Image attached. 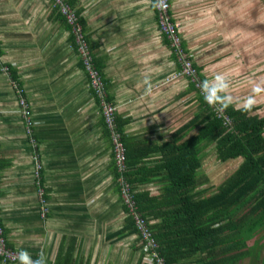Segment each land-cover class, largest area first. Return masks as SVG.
I'll use <instances>...</instances> for the list:
<instances>
[{
	"label": "crops",
	"instance_id": "obj_1",
	"mask_svg": "<svg viewBox=\"0 0 264 264\" xmlns=\"http://www.w3.org/2000/svg\"><path fill=\"white\" fill-rule=\"evenodd\" d=\"M168 1L191 55V37L202 29L197 26L202 0ZM66 2L84 22L83 34L108 99L117 118L126 121L122 130L128 143L160 146L168 141L185 124L179 117L187 102L198 98L190 82L173 76L179 67L157 27L152 1ZM197 67L209 85L206 67ZM19 96L30 111L33 145ZM225 101L235 108L251 105ZM35 155L41 176L40 171L36 176ZM150 158L159 160L160 155ZM113 168L97 97L73 36L51 0H0V220L6 246L32 258L42 250L47 264H147ZM154 175L137 191L160 196L162 183ZM198 177L206 180L202 170ZM38 188L44 192V215ZM239 251L240 264H264V226Z\"/></svg>",
	"mask_w": 264,
	"mask_h": 264
},
{
	"label": "trees",
	"instance_id": "obj_2",
	"mask_svg": "<svg viewBox=\"0 0 264 264\" xmlns=\"http://www.w3.org/2000/svg\"><path fill=\"white\" fill-rule=\"evenodd\" d=\"M68 2L74 5L73 0ZM77 14L84 29L79 11ZM181 46L190 54L182 40ZM88 49L90 52L89 46ZM92 64L102 77L93 57ZM197 70L207 84L201 69ZM189 84L202 110L160 146L149 142L130 145L122 130L126 121L115 115L125 147L124 177L134 192V209L145 219L165 264H236L242 259L239 250L246 239L264 226V115L256 114L257 108L252 105L235 108L214 90L215 103L229 120V124H224L223 118L217 117L199 91ZM102 124L108 134L103 118ZM211 144L219 162L240 161L213 190L203 187L205 181L198 177L202 147ZM153 154H159V160H152ZM149 162L155 166L150 167ZM113 169L116 181L115 165ZM153 174L160 177L162 194L152 197L145 190L137 191L142 183L153 179ZM40 176L38 186L42 187ZM125 211L128 213L127 208Z\"/></svg>",
	"mask_w": 264,
	"mask_h": 264
},
{
	"label": "rangeland",
	"instance_id": "obj_3",
	"mask_svg": "<svg viewBox=\"0 0 264 264\" xmlns=\"http://www.w3.org/2000/svg\"><path fill=\"white\" fill-rule=\"evenodd\" d=\"M201 9L197 26L202 29L189 42L194 64L206 67V75L212 78L209 85L224 100L231 99L238 106L253 104L256 114L264 115V0H202ZM188 103L180 123L202 110L199 100ZM201 154L203 187L211 190L239 164L216 160L212 144L204 145ZM251 244L252 240L246 246Z\"/></svg>",
	"mask_w": 264,
	"mask_h": 264
},
{
	"label": "built area",
	"instance_id": "obj_4",
	"mask_svg": "<svg viewBox=\"0 0 264 264\" xmlns=\"http://www.w3.org/2000/svg\"><path fill=\"white\" fill-rule=\"evenodd\" d=\"M153 10L156 15L157 27L159 31L166 37L169 42L171 53L175 57V63L178 65V72L174 77H182L190 82L194 88L199 91V94L204 97L206 104L211 108L215 115L223 118L224 124H229L228 118L223 114V110L219 104L215 103L214 90L208 84H204L199 78V72L194 65L190 54L184 51L181 46V37L179 35V26L171 17L170 3L168 0H151ZM53 8L57 11L63 19L66 26L74 39V45L77 52L81 56L82 66L86 72L89 85L93 94L97 97L98 108L104 124L108 131L111 142L112 160L117 169L116 182L118 184L119 197L125 208L128 209V215L132 217L135 223V228L139 233L140 242L143 252L146 254L145 262L147 264H165L164 259L159 254V245L154 240L152 233L147 227V223L134 209L133 194L131 185L127 182L124 175L126 173L125 167V147L121 140V136L116 128L115 115L116 107L108 100L105 91V85L102 77L97 72L92 64V57L90 55L88 45L86 43L82 25L79 21V16L67 4L66 0H51ZM21 93V90L17 91ZM18 104L22 118L26 124V134L30 137V143L33 145L34 140L31 132L30 111L27 107L26 101L22 96H19ZM38 157V156H37ZM36 176L41 169V165L36 158ZM43 189L38 188L37 194L42 203V215L47 213L45 200L43 199ZM3 227L0 220V260L3 263L15 264L17 260L16 250H12L6 246L5 238L3 237ZM35 259V258H34Z\"/></svg>",
	"mask_w": 264,
	"mask_h": 264
},
{
	"label": "clouds",
	"instance_id": "obj_5",
	"mask_svg": "<svg viewBox=\"0 0 264 264\" xmlns=\"http://www.w3.org/2000/svg\"><path fill=\"white\" fill-rule=\"evenodd\" d=\"M17 260L15 264H47L46 257L41 250L38 256L34 259L25 250L21 249L16 253Z\"/></svg>",
	"mask_w": 264,
	"mask_h": 264
}]
</instances>
